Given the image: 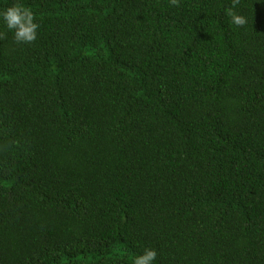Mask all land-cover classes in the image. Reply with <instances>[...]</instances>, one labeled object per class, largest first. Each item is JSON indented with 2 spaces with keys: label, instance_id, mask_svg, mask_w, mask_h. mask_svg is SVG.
<instances>
[{
  "label": "trees",
  "instance_id": "16d2710c",
  "mask_svg": "<svg viewBox=\"0 0 264 264\" xmlns=\"http://www.w3.org/2000/svg\"><path fill=\"white\" fill-rule=\"evenodd\" d=\"M19 2L41 27L0 24V264H264V0Z\"/></svg>",
  "mask_w": 264,
  "mask_h": 264
},
{
  "label": "clouds",
  "instance_id": "9594fccd",
  "mask_svg": "<svg viewBox=\"0 0 264 264\" xmlns=\"http://www.w3.org/2000/svg\"><path fill=\"white\" fill-rule=\"evenodd\" d=\"M177 0H172L176 3ZM236 0H233V6ZM230 22L235 26H243L247 23L246 18L233 10L225 9ZM37 13L29 6L14 0L9 6L0 8V24L5 26L13 34V39L17 43H31L37 39L40 24L36 22ZM3 33H0L2 36ZM157 256L154 248L145 247L139 254H133L132 264H153Z\"/></svg>",
  "mask_w": 264,
  "mask_h": 264
}]
</instances>
